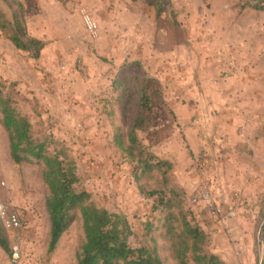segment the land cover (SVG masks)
Here are the masks:
<instances>
[{
    "label": "rangeland",
    "instance_id": "obj_1",
    "mask_svg": "<svg viewBox=\"0 0 264 264\" xmlns=\"http://www.w3.org/2000/svg\"><path fill=\"white\" fill-rule=\"evenodd\" d=\"M18 1L27 34L41 40L43 48L34 57L0 30V85L14 83L36 136L51 133L66 148L93 203L127 217L133 228L130 243L146 245L166 264H177L165 234L166 212L141 194L134 162L113 140L117 131L130 128L138 112V87L145 85L153 106L137 136L172 163V178L188 204L186 184L201 173V163L206 175L229 186L235 210L229 239L217 241L212 229L217 219L190 205L207 222L208 250L225 264H264V139L256 144L259 156L245 145L218 163V156L206 153L205 143L196 139L200 131L219 134V119L233 118L230 105H264V10L241 7L245 0H167V10L157 18L150 0ZM77 4L98 22L95 38L85 32ZM13 8L0 0L8 20ZM219 105H229L222 116ZM236 121L234 134L264 136V115ZM214 139L207 143L212 150L219 144ZM254 168L262 173L253 174ZM1 181L0 197L21 214L24 229L16 262L4 231L9 250L0 247V264H77L83 240L79 211L49 252L42 165L15 163L0 125ZM141 181L146 189L158 186L155 173Z\"/></svg>",
    "mask_w": 264,
    "mask_h": 264
},
{
    "label": "trees",
    "instance_id": "obj_2",
    "mask_svg": "<svg viewBox=\"0 0 264 264\" xmlns=\"http://www.w3.org/2000/svg\"><path fill=\"white\" fill-rule=\"evenodd\" d=\"M14 6L12 20L0 10V30L19 50L39 55L43 42L27 34L24 8L18 0H8ZM156 17L167 10V0H150ZM264 10V0H245L241 7ZM138 112L130 128L117 131L114 144L134 162L132 174L144 197L153 200L155 209L165 211V234L171 240L170 249L177 264H225L207 248V222L193 212L188 197L174 182L172 163L158 157L138 138L153 106L145 85L138 87ZM0 125L7 133L12 160L19 164L35 160L42 165L46 185L45 207L49 218L48 251L55 249L60 237L79 211L83 240L76 253L77 264H166L159 254L146 245L133 246V228L123 213L96 206L89 191L80 187L77 166L66 148L51 133L36 136L32 122L21 109L18 90L0 85ZM156 174L158 186L146 189L142 179ZM209 217L216 220L204 209ZM0 247L9 250L8 239L0 226Z\"/></svg>",
    "mask_w": 264,
    "mask_h": 264
},
{
    "label": "crops",
    "instance_id": "obj_3",
    "mask_svg": "<svg viewBox=\"0 0 264 264\" xmlns=\"http://www.w3.org/2000/svg\"><path fill=\"white\" fill-rule=\"evenodd\" d=\"M229 105H219L220 109V116L223 115V113H227V107ZM230 111H232V120L227 118L219 119L220 126H222L219 134L216 136L212 135V131H200L198 140L202 143H205L203 146L205 148V152L208 154H211L213 156H218L215 158V163H218L221 159L226 160L228 157H233V155L236 152H240L241 148L247 145L253 151L255 152L256 156L260 155L261 150L256 147V144H260L263 142L264 136L262 135H251L247 134L243 137H240L233 132V126L237 122L236 120L239 118V116H245L249 120L257 118L262 119L264 115V105H230ZM234 117H236L234 119ZM219 128V127H218ZM231 130V132H230ZM187 136L188 132L185 130ZM191 136V134L189 135ZM161 139L160 137H158ZM212 138H215L214 140L218 141L219 144L215 147V149L212 150L211 145H207L209 141H212ZM162 143V141H158V146ZM165 145V144H164ZM263 148V147H262ZM219 149V151H217ZM159 150V149H158ZM215 154V155H214ZM219 167H217L218 169ZM255 171H253V174H261L257 168H254ZM219 175H221V172L218 171ZM224 182V181H223ZM221 180H213V195L215 200L223 206V215L220 220H217V223H215L212 227L214 229V232L217 236V241H220L221 239H229V237L232 236V229L230 220L233 218L232 216L235 214V210L232 205H229V199H228V187L223 183ZM196 183V177L193 180L188 181L186 184L189 194L192 193V190L194 188V185ZM219 252V251H218ZM220 254V252H219Z\"/></svg>",
    "mask_w": 264,
    "mask_h": 264
},
{
    "label": "built area",
    "instance_id": "obj_4",
    "mask_svg": "<svg viewBox=\"0 0 264 264\" xmlns=\"http://www.w3.org/2000/svg\"><path fill=\"white\" fill-rule=\"evenodd\" d=\"M76 11L78 12L85 32L91 38L98 35L99 25L96 19L83 6L77 4ZM201 173L196 177V183L189 197L190 205H197L203 209H207L210 215L220 220L223 215V206L219 204L213 195V179L205 174L204 166L201 163L198 165ZM5 183L0 182L1 187ZM0 226L8 233L11 242V251L13 261H17L21 251V236L24 229V220L21 214L16 210L10 208L5 201L0 197Z\"/></svg>",
    "mask_w": 264,
    "mask_h": 264
}]
</instances>
